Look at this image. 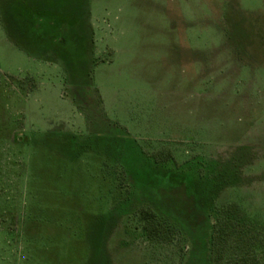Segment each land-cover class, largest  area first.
<instances>
[{
  "label": "rangeland",
  "instance_id": "374dc122",
  "mask_svg": "<svg viewBox=\"0 0 264 264\" xmlns=\"http://www.w3.org/2000/svg\"><path fill=\"white\" fill-rule=\"evenodd\" d=\"M0 264H264V0H0Z\"/></svg>",
  "mask_w": 264,
  "mask_h": 264
},
{
  "label": "trees",
  "instance_id": "16d2710c",
  "mask_svg": "<svg viewBox=\"0 0 264 264\" xmlns=\"http://www.w3.org/2000/svg\"><path fill=\"white\" fill-rule=\"evenodd\" d=\"M140 217L142 220L149 222V223L157 221L159 219L158 215L151 209L150 210L149 209H143L140 212Z\"/></svg>",
  "mask_w": 264,
  "mask_h": 264
}]
</instances>
